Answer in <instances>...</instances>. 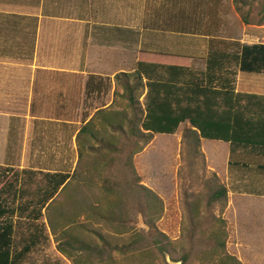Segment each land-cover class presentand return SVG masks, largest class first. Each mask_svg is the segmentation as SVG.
<instances>
[{"label":"trees","instance_id":"1","mask_svg":"<svg viewBox=\"0 0 264 264\" xmlns=\"http://www.w3.org/2000/svg\"><path fill=\"white\" fill-rule=\"evenodd\" d=\"M243 1L236 6L241 21L264 24V0L255 14L251 8L242 12ZM231 44L235 51L211 48L204 70L178 60H138L131 71L116 73L112 106L97 109L76 135L78 161L71 174L0 166V264H32L31 253L48 239L37 221L42 209L52 207L59 217L64 210L59 229L49 216L55 249L71 264H168L166 254L181 264H243L226 250L224 219L210 211L217 202L226 205L223 184L212 189L208 183L205 205L201 209L196 200L188 211L179 244L158 227L163 200L142 184L132 163L154 134H173L186 123L181 153L189 160L203 159L201 139L227 143L232 155L264 156V94L238 85L244 76L264 78V43ZM83 187L91 194L78 195ZM68 190L74 192L66 195ZM30 209L34 214L24 217L31 230L16 240L15 213Z\"/></svg>","mask_w":264,"mask_h":264},{"label":"crops","instance_id":"2","mask_svg":"<svg viewBox=\"0 0 264 264\" xmlns=\"http://www.w3.org/2000/svg\"><path fill=\"white\" fill-rule=\"evenodd\" d=\"M247 26L233 0H0V161L12 131V164L71 174L76 135L100 109L79 114L78 102L112 101L114 75L131 71L142 60L136 55L150 62L181 59L204 70L211 48L229 52L237 49L232 42L264 43L257 31L246 35ZM257 77L244 76L239 89L264 94L258 86L264 78ZM228 151L225 166L238 188L227 187L226 194H253L246 186L253 175H264V156L239 152L234 159ZM27 214L34 211L19 216Z\"/></svg>","mask_w":264,"mask_h":264},{"label":"rangeland","instance_id":"3","mask_svg":"<svg viewBox=\"0 0 264 264\" xmlns=\"http://www.w3.org/2000/svg\"><path fill=\"white\" fill-rule=\"evenodd\" d=\"M258 2L259 0H244L243 3L246 6L242 8V12L251 8L252 14H255L254 12L257 11ZM237 4H240V0H237ZM237 4L234 3L235 9ZM249 4L253 5L249 7ZM237 14L238 21L241 22L240 15L238 12ZM255 25L256 24H249V26H247L245 31L246 35L253 31H257L261 36L260 38L264 39V24ZM251 42L256 43V41L252 40ZM4 49L5 48L1 49V53ZM8 50L12 52V48ZM136 57H138V59L142 58L143 60L141 55H136ZM3 58L4 60L9 59L8 55H3ZM178 61L181 62L183 60L180 59ZM183 62L187 64L186 61ZM110 101V96L92 97L89 100L82 99L81 102H78L79 114L83 112V115H90L97 108L106 106ZM115 107L119 108L118 106ZM186 125L187 123L181 124L173 134H154L150 143H148L142 151L132 157V163L137 174L140 175L142 179V184L155 191L163 200L164 209L162 217L158 220V227L179 244L183 241L185 235L182 230L188 223V211L194 209L196 200L201 203V209H203L205 205L206 198L210 192L208 183L209 187L212 189L219 184H223L226 188L228 187L231 189V191H233L234 188H238L236 177L230 172H227L225 166V161L229 154L227 143L201 139L200 150L203 154V159L197 157L189 160L184 157L181 153V135ZM5 139V144L9 146V149L3 152L1 157L3 161H0V166L19 169L18 164H12L13 159L9 161V157L13 153L14 144L12 131L6 135ZM236 157L237 155L234 156V159H236ZM77 161L78 158L76 164ZM71 165L73 166V164ZM213 174L215 177H213ZM257 178H259V180ZM263 178L264 175L259 177L253 175V180H250V184L246 186L244 183L242 185V189L246 186V188L253 191V194L248 193V195L246 194L244 196H234L233 193H230L227 195L224 208L220 206L221 203L219 202L215 203V205L210 208L211 212L224 219L226 223L228 234L226 239L227 252L236 256L243 264H264ZM252 183L253 185H251ZM77 191L78 195H84L83 191L88 195L91 194V191L87 190L86 187L82 189L78 188ZM72 192H74V190H68L66 195ZM260 193H262V195H260ZM60 200L62 204L65 203L64 207L68 214V203L66 205L63 198ZM57 208L58 207L54 209V207H52L48 211L45 209L43 212L41 211L42 217L37 221V224L45 228L48 239L36 247L34 252L31 253L32 264H71L68 259L56 251L54 236L50 232L49 216L57 229L62 227V213L64 210H61V217H59L56 215ZM138 220L139 227L143 226L140 217H138ZM15 221V226L20 230L17 232L16 240H20L22 237L26 236V233L28 234L31 228L26 225L27 218L21 219L18 217L15 218ZM79 221L84 222L86 220L81 216ZM199 221H202V226L208 224V220L203 222L200 218ZM168 258L167 260L165 256V260L168 264H178V262L181 264V261H171L170 257ZM191 264L197 263L191 261Z\"/></svg>","mask_w":264,"mask_h":264},{"label":"water","instance_id":"4","mask_svg":"<svg viewBox=\"0 0 264 264\" xmlns=\"http://www.w3.org/2000/svg\"><path fill=\"white\" fill-rule=\"evenodd\" d=\"M166 257H167V260H168V259H169V258H168L169 256H168L167 254H166ZM178 264H180V262H178Z\"/></svg>","mask_w":264,"mask_h":264}]
</instances>
